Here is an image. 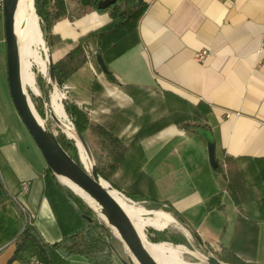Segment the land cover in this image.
Listing matches in <instances>:
<instances>
[{
  "label": "crops",
  "instance_id": "crops-1",
  "mask_svg": "<svg viewBox=\"0 0 264 264\" xmlns=\"http://www.w3.org/2000/svg\"><path fill=\"white\" fill-rule=\"evenodd\" d=\"M143 2L135 42L116 47L119 33H112L101 54L98 35L115 25L108 13L71 15L53 24L46 42L50 61L76 45L86 59L62 85V100L124 147L108 180L112 187L180 215L200 247L213 248L221 263L264 264V0ZM66 4L73 12L75 5ZM202 51L206 59L198 62ZM87 133L89 152L99 139ZM54 177L9 95L0 7V264H8L25 225L18 204L46 243L85 229ZM54 264L87 263L57 256Z\"/></svg>",
  "mask_w": 264,
  "mask_h": 264
},
{
  "label": "trees",
  "instance_id": "trees-1",
  "mask_svg": "<svg viewBox=\"0 0 264 264\" xmlns=\"http://www.w3.org/2000/svg\"><path fill=\"white\" fill-rule=\"evenodd\" d=\"M70 1L75 3L76 9L75 15H73L71 18H80L91 12L108 13L110 19L115 24L113 31L100 33L98 35V41L101 39L102 43L99 42L98 46L100 47L97 54H101V50H104L103 46H105V40H107V37L111 36V34L115 32L119 33V36L114 40L115 46H120L122 43L132 40L133 43L135 42L132 37H135L136 23L145 7L143 0H118L113 6L106 10L97 9V4L100 0ZM34 9L35 13L41 20V33L43 35L44 41L46 42L50 37L53 24L57 20L69 16L68 7L65 0H34ZM120 52H123V50L121 49L114 51V54L117 55ZM85 60L83 46L76 45L63 58L55 63H51L55 85L62 86L74 72L84 65ZM105 76L110 82L114 81L109 72H107ZM39 85V88L42 90V92L51 91L47 84H45V86L47 85L46 91L44 89L45 87L43 88V84H40L39 82ZM64 111L69 120L74 124V132L76 137L80 136L83 139V133L90 131L99 139V148L102 149L103 153L108 154V156L106 155V158L108 157L107 159H109L107 163L108 168L111 172H113L123 158L125 149L122 144L104 128L90 124L84 112L78 109L73 103L65 101ZM184 127H186V125ZM69 137L71 136L68 135V138ZM57 140L62 148L70 155V157L76 163H78V165H80L75 154V147L73 143L69 142L65 138H57ZM94 168L98 176H101L102 173L100 172L99 168L97 166H94ZM52 176L54 175L52 174ZM55 185L62 193V196L70 204H72L73 207L76 208L77 213L83 218L85 229L82 228L74 234L64 238L61 243L49 244L41 238L32 224L25 222L21 234L11 244L14 250L8 261V264H11L12 262L25 261L30 257L38 258L42 264H54L55 258L57 256L62 259L78 256L87 264H114L112 257L113 253L108 241L109 238H107L109 235L103 228L101 229L95 226V223H93L94 221L89 218L87 212L88 207H85L80 197L74 194L67 186L62 183L55 182ZM173 216L182 225H185V222L182 218L175 215ZM89 219L91 221H89ZM157 234L160 233L157 232ZM194 237L198 241L197 236L194 235ZM163 238L164 236L160 234L156 238H151V240L157 242L165 240ZM67 242L70 244H67Z\"/></svg>",
  "mask_w": 264,
  "mask_h": 264
},
{
  "label": "water",
  "instance_id": "water-1",
  "mask_svg": "<svg viewBox=\"0 0 264 264\" xmlns=\"http://www.w3.org/2000/svg\"><path fill=\"white\" fill-rule=\"evenodd\" d=\"M118 0H100L97 4L98 10H106L113 6ZM19 0H2V13L4 25V37L6 47L7 82L9 95L14 109L28 131L30 137L39 149L47 169L59 180L64 179L80 189L96 205L99 214L104 218L107 226L117 233L119 240L123 243L129 253L127 260H123L118 253L110 246L120 264H157L148 254L142 244L141 238L134 228L131 220L112 197L109 187L102 185L94 165L90 172L82 161L76 163L70 155L62 148L54 133L41 125L32 110V103L22 83V68L19 55L18 39L15 34V16ZM101 71L106 74L107 68L100 55L96 56ZM49 83L48 88L52 90L55 85L51 61L48 59ZM34 109V108H33ZM52 118L58 125L54 114ZM88 159L90 154L82 137H77ZM208 159L212 169H216L214 159V147L207 145ZM88 219L87 217H85ZM89 221H91L89 219ZM207 264H223L216 258L208 256Z\"/></svg>",
  "mask_w": 264,
  "mask_h": 264
},
{
  "label": "bare ground",
  "instance_id": "bare-ground-1",
  "mask_svg": "<svg viewBox=\"0 0 264 264\" xmlns=\"http://www.w3.org/2000/svg\"><path fill=\"white\" fill-rule=\"evenodd\" d=\"M40 31L38 17L36 16L33 7V0H19L15 16V34L18 39L19 55L22 68V83L25 89L30 88L34 83V74L32 71L33 67L36 66L39 69V72L42 74L46 73V61H44L45 59L43 60L41 57V51L45 52L46 47L44 46V41ZM50 107L55 118L63 123V130L71 136L69 138L76 141L78 144L80 159L86 167L87 157L84 153V149L80 143H78L74 130L69 125L63 106L59 103L57 94L55 92L51 94ZM32 110L40 124L45 126V122H43L37 116L33 107ZM61 181L74 194L83 199L87 205H90L92 209H94L99 214L96 205L87 195H85L80 189L67 180L61 179ZM101 183L104 187L108 188V184L106 182L101 180ZM109 191L112 197L116 200L128 218L131 220L134 228L141 238L143 246L157 264H189L182 261L181 255L189 254L192 257L195 255H193L194 253H190L185 247H168L164 244H151L147 242L145 236L142 235V232L146 231L147 229L163 231L170 225H177L175 220L169 214L161 211L148 212L141 207H136L135 205L130 204V202H128L123 196H120L116 191ZM99 216L103 221H105L100 214ZM114 233L117 235L115 231ZM194 259L196 258L194 257Z\"/></svg>",
  "mask_w": 264,
  "mask_h": 264
},
{
  "label": "rangeland",
  "instance_id": "rangeland-1",
  "mask_svg": "<svg viewBox=\"0 0 264 264\" xmlns=\"http://www.w3.org/2000/svg\"><path fill=\"white\" fill-rule=\"evenodd\" d=\"M65 1L70 4L71 8L74 7L73 5H75V4H73L72 1H70V0H65ZM33 7H34V0H33ZM34 11H35V9H34ZM75 13H76V9H74L73 12H69V16L75 15ZM36 16H37V14H36ZM38 24H39V28L41 30V20L39 17H38ZM40 32H42V31H40ZM41 35H42V33H41ZM42 39L44 41L43 35H42ZM44 46L46 47V50H45V52L41 51V57L43 60L45 59L44 61H46V73L42 74L39 72V69L36 66L33 67L32 71L34 74V83L30 88H26V91H27V94L30 98V101L32 103V106H33L34 111L36 112L37 116L43 122H45L44 123V125L46 124L45 127L48 130H50L52 133H54L58 139H64L65 138L69 142L73 143V145L75 147L74 148L75 154H76L77 160L79 162V160L81 161V159H80L78 144L76 143V141L67 137V135H69V134L66 133L63 130L62 126L58 125L51 116L52 111H51V107H50V97H51V94L53 92H55L57 94V98H58L59 103L61 105L63 103V106H64V101L62 100V96L60 95L61 91H62L60 89L62 88V86L56 85V86L52 87L51 91H48V92H42V90H40V88H39V86H40L39 82H40V84H43V88L45 87L44 89L46 91V86L49 83V80H48V64H49L48 59L50 60V53H49L48 44L46 43V41H44ZM45 84H47V85L45 86ZM65 98H66V96H65ZM68 120H69V118H68ZM58 121H60V120H58ZM60 123H61V121H60ZM70 123H72V122L70 121ZM72 125L74 128L73 123H72ZM87 132L83 133L84 140H85V138L87 139V136H88ZM78 143H80V142L78 141ZM101 151H102V149H100L99 147L89 148V152L91 153L90 157H92V158L88 159V158H86L87 156L85 157L86 163H87L86 168L89 172L91 170L92 165L97 166L99 168L100 172L102 173V175L99 176L100 180H102L108 184L109 190L116 191L120 196H123L128 202H130V204L135 205L136 207H141L148 212L161 211V212L167 213L177 223V225H175V224L170 225L169 227H167L163 231H154L151 229H147L146 231L142 232V235L145 236V239L147 240V242H149L151 244H164L168 247H170L169 245H171L173 247H176V246L185 247L190 253H192V254L194 253L193 255H195L194 257L196 258V259H194V257H192L189 254H182L181 255L182 261L189 263V264H207L206 258L208 256H212V257H214L220 261L221 256L217 252H215L213 248L200 247V245H199L198 241H196L194 235H192L188 231V229H186V225H182L173 216V213L171 212V210L169 208H167V207H152L148 204H145L144 201H141V199H138L136 197H128V195H126L125 193L120 192L118 189H115L114 187H112V185H110V183L108 182V180L110 179V177L112 175V172L109 170L108 164H107L109 159H107L108 157L106 158L103 155L105 153H103V151L102 152ZM85 155H86V153H85ZM107 156H108V154H107ZM58 181H60V183L63 184V182L61 180H58ZM82 201H83L85 207H88L87 212H88L89 218L92 221H94L93 223H95V226L99 227L101 229L103 228L106 231V233L109 235V237H107V238H109L108 241H109L110 246L118 253V256L120 258H122L123 260H127L129 253L126 250L123 243L119 240L118 236L114 233V231L112 229H110L107 226L106 222L102 220V218L99 216V214L94 209H92V207L90 205H87L83 199H82ZM175 216H178V215H175ZM179 217H180V215H179ZM180 218H182V217H180ZM182 219H184V218H182ZM184 221H185V219H184ZM157 232L162 234L164 236L163 239H165V240L157 241V242L152 241L151 238H156L158 235H160V234H157ZM112 257L114 260V264H120L119 260L117 259L116 255H114V253L112 254Z\"/></svg>",
  "mask_w": 264,
  "mask_h": 264
},
{
  "label": "built area",
  "instance_id": "built-area-1",
  "mask_svg": "<svg viewBox=\"0 0 264 264\" xmlns=\"http://www.w3.org/2000/svg\"><path fill=\"white\" fill-rule=\"evenodd\" d=\"M0 7H2V0H0ZM206 56H207V53L205 51H202V52H199V53H197L195 55V59L198 62H203L206 59ZM64 99H65V96H64ZM68 122H69V125L74 130L72 123H70L69 120H68ZM61 124L63 125V123H61ZM27 192H28V183L23 182L21 184V194L25 195V194H27ZM11 200L13 202H15V203H18V201L16 200V198H12ZM18 208L20 210V213L23 216L24 223L27 222L28 220H27V215H26V209H25V207H23L22 205L18 204ZM2 251H3V248L0 247V254L2 253ZM27 264H42V262L38 258H36V257H30L28 259V261H27Z\"/></svg>",
  "mask_w": 264,
  "mask_h": 264
}]
</instances>
